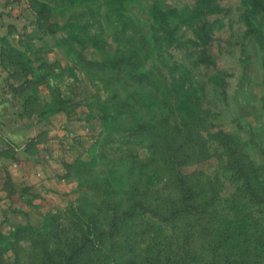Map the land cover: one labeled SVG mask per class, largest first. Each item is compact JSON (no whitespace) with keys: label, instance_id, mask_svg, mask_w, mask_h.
I'll return each instance as SVG.
<instances>
[{"label":"rangeland","instance_id":"1","mask_svg":"<svg viewBox=\"0 0 264 264\" xmlns=\"http://www.w3.org/2000/svg\"><path fill=\"white\" fill-rule=\"evenodd\" d=\"M27 6L0 69L39 175L2 177L0 264H264V0Z\"/></svg>","mask_w":264,"mask_h":264},{"label":"crops","instance_id":"2","mask_svg":"<svg viewBox=\"0 0 264 264\" xmlns=\"http://www.w3.org/2000/svg\"><path fill=\"white\" fill-rule=\"evenodd\" d=\"M28 17L30 12L27 0H0V36L13 39L19 30L18 25L27 24ZM17 109L18 104L14 103L12 93L5 87L0 69V185H2V177L8 174L14 186L24 187L29 186L30 178H35V174L39 175V173L26 176L16 167L22 163V160L16 159L19 155L22 156L17 146L20 136L13 131V127L17 126L19 121Z\"/></svg>","mask_w":264,"mask_h":264},{"label":"trees","instance_id":"3","mask_svg":"<svg viewBox=\"0 0 264 264\" xmlns=\"http://www.w3.org/2000/svg\"><path fill=\"white\" fill-rule=\"evenodd\" d=\"M137 80V79H136ZM134 83L139 84V80L135 81ZM196 94L193 95L187 90H182L180 89V92H177L176 98H175V112L176 115L179 117V121L177 124L174 126L173 130L175 131L174 133L177 134L178 136L181 135V131L187 128L186 120L189 119L190 117H196V109H195V104L194 101L197 100ZM196 122H200L199 116H197ZM136 125L134 128V131L132 132L133 135L135 136H144L145 134H152V135H157L160 134L163 131V126H159V123H155V120L153 118H150V120H136ZM186 126V127H185ZM160 127V129H159ZM95 241V242H94ZM93 241V247H98V241L94 240ZM88 242H91L88 240ZM97 243V244H96ZM77 248H80L78 246Z\"/></svg>","mask_w":264,"mask_h":264}]
</instances>
